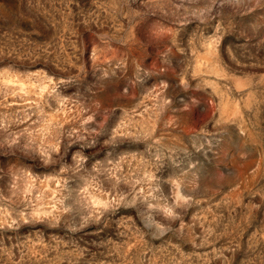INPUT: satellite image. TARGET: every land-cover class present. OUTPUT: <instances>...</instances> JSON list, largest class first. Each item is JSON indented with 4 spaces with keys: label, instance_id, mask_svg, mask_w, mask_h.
<instances>
[{
    "label": "rangeland",
    "instance_id": "1",
    "mask_svg": "<svg viewBox=\"0 0 264 264\" xmlns=\"http://www.w3.org/2000/svg\"><path fill=\"white\" fill-rule=\"evenodd\" d=\"M0 264H264V0H0Z\"/></svg>",
    "mask_w": 264,
    "mask_h": 264
}]
</instances>
